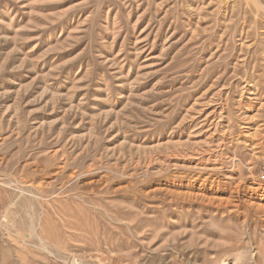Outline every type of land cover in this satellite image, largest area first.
Here are the masks:
<instances>
[{"label": "rangeland", "instance_id": "374dc122", "mask_svg": "<svg viewBox=\"0 0 264 264\" xmlns=\"http://www.w3.org/2000/svg\"><path fill=\"white\" fill-rule=\"evenodd\" d=\"M264 0H0V264H264Z\"/></svg>", "mask_w": 264, "mask_h": 264}, {"label": "built area", "instance_id": "2783aa9c", "mask_svg": "<svg viewBox=\"0 0 264 264\" xmlns=\"http://www.w3.org/2000/svg\"><path fill=\"white\" fill-rule=\"evenodd\" d=\"M256 179L257 181L264 183V158H262L259 163Z\"/></svg>", "mask_w": 264, "mask_h": 264}]
</instances>
